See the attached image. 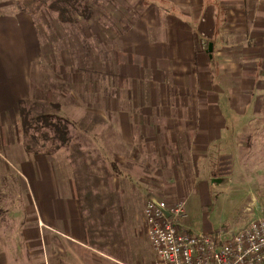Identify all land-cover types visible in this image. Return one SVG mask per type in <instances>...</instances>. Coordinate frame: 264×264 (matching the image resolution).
Instances as JSON below:
<instances>
[{"label": "crops", "instance_id": "obj_1", "mask_svg": "<svg viewBox=\"0 0 264 264\" xmlns=\"http://www.w3.org/2000/svg\"><path fill=\"white\" fill-rule=\"evenodd\" d=\"M136 3L138 16L116 37L122 51L118 73L133 79L140 87L145 86L149 102L137 105L143 111V118L136 120L128 112L130 109L106 97L105 125L115 128L118 141L127 148L126 158L142 154L146 143L154 146L153 154H168L163 144L169 141L171 177L156 188L163 190L162 199L168 203L179 197L185 202L182 192L185 181L191 186L211 182L204 176L214 161L203 162L210 151L220 156L230 152L227 145L235 142L232 137L222 141L221 147H210L222 140L220 132L239 122L240 114L250 108L253 117L261 109L264 0H147L145 3L137 0ZM180 7L185 11L178 12ZM37 32L34 19L27 12L14 10L0 14V212L11 214L9 202L4 201L8 181L1 180L10 176L14 182L17 177L32 213L23 222L28 224L23 229L34 231L33 235L24 236L25 250H32L31 241L42 231L46 244L56 249V264H130L122 257V250H99L91 242L66 153L60 149L50 154L28 153L22 147L18 102L33 99L35 93L32 69L39 59ZM209 43H212L210 55L206 52ZM167 95L172 97L171 101ZM60 109H65L61 103ZM137 143L138 149L132 154ZM178 143L183 144L182 149ZM176 155L185 176L188 168L181 161L189 160L192 164V178L178 176L176 161H172ZM157 171L160 175V170ZM0 233V264H13L16 257H11V250H16V242L6 228ZM42 261L46 264L44 257Z\"/></svg>", "mask_w": 264, "mask_h": 264}, {"label": "rangeland", "instance_id": "obj_2", "mask_svg": "<svg viewBox=\"0 0 264 264\" xmlns=\"http://www.w3.org/2000/svg\"><path fill=\"white\" fill-rule=\"evenodd\" d=\"M136 2L98 0L99 6L92 8L90 19H78L79 23L72 26L58 23L54 14L45 7L32 15L38 31L39 59L32 69L35 93L31 98L42 96L58 101L65 108L62 114L72 121L71 140L63 151L67 155L66 162L72 163L73 184L78 189L76 194L82 202L93 245L99 250H122V257L130 264H153L142 209L149 197L164 198L163 190L156 187H161L163 181L168 182L171 177L168 154L172 151V144L169 141L163 144L168 154H153L155 148L152 144L146 143V148L142 144L145 148L142 154L138 153L133 159L126 158L124 152L127 148L118 141L115 128L105 125L106 113L103 110L106 97H112L114 101L118 100V104L130 109L128 112L137 120L143 118V111L138 110L137 105L149 102L145 86L140 87L133 79L118 73L122 51L116 37L122 27L134 19L137 13L135 6L138 7ZM13 5L14 0H0L4 12L14 11ZM177 10L185 11L183 7ZM261 86L264 88V83ZM167 97L171 101L172 97ZM260 102L262 106L256 116L253 117L251 108L243 112L239 122L220 132L222 140L210 145L212 149L221 147L224 144L222 141L235 138V142L227 145L230 152L225 156L210 151L212 154L208 152V159L203 160L208 164L210 160L214 161V165H209L205 179L208 182L211 178L220 181L194 186L184 182L182 192L186 196L187 216L181 221L183 230H222L231 234L264 211V93ZM138 145L132 147V154ZM182 145L178 143L181 149ZM178 158L176 155L172 161ZM181 162L186 164L188 174H182L183 164L177 160L178 176L192 178V164L189 160ZM6 178L1 182L8 181L4 201L9 202L11 214L0 212V232L3 228L10 233L13 231L11 236L16 242V250H11V257H16L13 264H43L42 257L46 264L47 261L56 264V249L46 244L42 231L31 241L32 250L27 247L25 250L24 236L28 233L33 235L34 231L28 229L24 232L23 227L28 224L23 222L32 213L26 206L17 177L13 180L15 183L10 176ZM147 182L156 185L150 184L155 186L150 187Z\"/></svg>", "mask_w": 264, "mask_h": 264}, {"label": "built area", "instance_id": "obj_3", "mask_svg": "<svg viewBox=\"0 0 264 264\" xmlns=\"http://www.w3.org/2000/svg\"><path fill=\"white\" fill-rule=\"evenodd\" d=\"M186 216L184 200L145 201L142 217L153 264H264V211L231 234L185 231Z\"/></svg>", "mask_w": 264, "mask_h": 264}, {"label": "trees", "instance_id": "obj_4", "mask_svg": "<svg viewBox=\"0 0 264 264\" xmlns=\"http://www.w3.org/2000/svg\"><path fill=\"white\" fill-rule=\"evenodd\" d=\"M14 5L15 10H22L30 15L45 7L54 14L58 23L72 26L79 23L78 19H90L92 8L99 6V3L98 0H14ZM2 13L6 12L0 6V14ZM137 16L138 13L131 21ZM125 26L126 24L123 27ZM71 124L72 121L62 114L58 101L36 96L33 100L18 102V133L22 147L28 153L50 154L59 149L65 150L71 140ZM69 165L72 168L71 162ZM75 189L78 190L76 187Z\"/></svg>", "mask_w": 264, "mask_h": 264}, {"label": "water", "instance_id": "obj_5", "mask_svg": "<svg viewBox=\"0 0 264 264\" xmlns=\"http://www.w3.org/2000/svg\"><path fill=\"white\" fill-rule=\"evenodd\" d=\"M211 51H212V43H209L208 46H207L206 52H208L209 55H210ZM213 181L218 183L220 180L215 179V178H211V182H213Z\"/></svg>", "mask_w": 264, "mask_h": 264}]
</instances>
